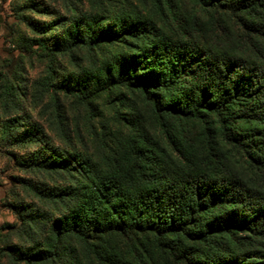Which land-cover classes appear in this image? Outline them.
Listing matches in <instances>:
<instances>
[{
    "label": "trees",
    "instance_id": "obj_1",
    "mask_svg": "<svg viewBox=\"0 0 264 264\" xmlns=\"http://www.w3.org/2000/svg\"><path fill=\"white\" fill-rule=\"evenodd\" d=\"M152 1L164 28L128 15L100 30L97 16L83 27L73 21L60 41L44 35L27 45L45 61V90L90 108L118 87L139 92L155 135L123 119L131 131L110 137L98 172L79 155H38V169L77 173L85 182L47 195L66 211L51 216L39 249L0 253L42 264L76 238L89 244L95 264H264V0H190L189 12ZM120 36L134 47L99 74L55 76L59 55L121 43ZM0 82L4 107L11 102L20 111L18 87L3 76ZM19 120L1 123L0 136L15 140ZM16 141L38 143L39 131ZM115 236L127 255L110 245Z\"/></svg>",
    "mask_w": 264,
    "mask_h": 264
},
{
    "label": "rangeland",
    "instance_id": "obj_2",
    "mask_svg": "<svg viewBox=\"0 0 264 264\" xmlns=\"http://www.w3.org/2000/svg\"><path fill=\"white\" fill-rule=\"evenodd\" d=\"M171 2L186 12L194 9L190 0ZM128 15L151 20L164 28L152 0H0V76L18 87L16 95L20 103V111H16L13 103L4 107L0 100V125L20 117L21 127L16 129L20 134L15 140L39 131L38 143L15 142L13 138L5 140L0 136V249H16V255L39 249L48 236L51 216L56 217L58 209L66 211L60 204H50L47 195L59 187H75L85 182L77 173L69 177L60 171L38 169L33 162L38 155L44 158L79 155L98 172L102 170L103 157L111 154L114 140L110 137L131 131L124 120L143 125L155 135L149 106L139 92L118 87L108 94L109 98L101 95L90 108L74 96L45 90V61L26 48L32 40L44 35L50 41H60L75 20L83 27L86 19L100 16L96 19L102 20L98 27L101 30L103 25L113 23L109 18ZM118 39L121 43L105 42L92 49L78 47L59 55L55 76L67 79L84 72L99 74L104 64L135 45L128 36ZM35 49L39 51L38 46H32ZM110 245L127 255L128 248L121 237H112ZM73 262L95 264L89 244L69 238L63 241L56 259L42 264ZM0 264L25 263L1 252Z\"/></svg>",
    "mask_w": 264,
    "mask_h": 264
}]
</instances>
